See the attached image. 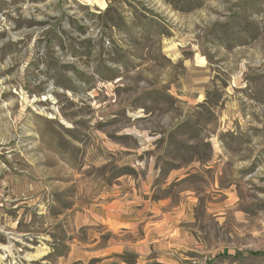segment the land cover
Masks as SVG:
<instances>
[{
	"label": "rangeland",
	"instance_id": "rangeland-1",
	"mask_svg": "<svg viewBox=\"0 0 264 264\" xmlns=\"http://www.w3.org/2000/svg\"><path fill=\"white\" fill-rule=\"evenodd\" d=\"M0 264H264V0H0Z\"/></svg>",
	"mask_w": 264,
	"mask_h": 264
}]
</instances>
